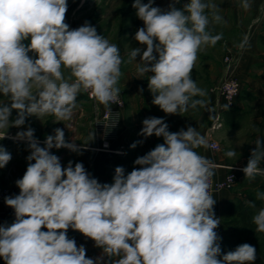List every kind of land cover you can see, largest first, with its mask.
I'll list each match as a JSON object with an SVG mask.
<instances>
[{
    "label": "clouds",
    "instance_id": "clouds-1",
    "mask_svg": "<svg viewBox=\"0 0 264 264\" xmlns=\"http://www.w3.org/2000/svg\"><path fill=\"white\" fill-rule=\"evenodd\" d=\"M178 3L172 0L166 9L153 6L154 0L132 4L144 25L134 39L146 50L131 49L129 62L141 56L137 73H151L152 103L166 114L203 104L194 99L205 92L191 73L202 48L222 39V34L208 31L211 22L223 19L217 4L188 0L178 8ZM241 6L249 10L250 0H242ZM67 9V0H0V96L9 98L0 103V140L25 142L30 151L26 171L15 181L19 194L4 198L15 216L10 225H0L4 264H253V245L222 251V237L215 231L220 219L210 193L216 165L194 150L206 144L195 127L172 133L163 118L144 119L139 135L163 137L164 143L138 157L134 164L140 167L127 175L122 166L116 167L112 184L99 183L81 162L62 166L51 149L82 152L65 140L61 128L45 138L43 147L31 126L8 137L10 127L21 128L29 117L71 120L81 91L106 108L118 103L120 49L87 22L70 30ZM246 46L248 36L239 45ZM64 69L69 70L67 77ZM13 110L17 115L10 119ZM255 145L240 169L249 180L264 175V141L257 139ZM11 159L0 146V169ZM256 198L264 202V192L258 191ZM252 222L256 232L264 233V207ZM69 228L94 241L102 255L87 257L85 246L68 237ZM113 256L119 259L113 262Z\"/></svg>",
    "mask_w": 264,
    "mask_h": 264
},
{
    "label": "rangeland",
    "instance_id": "rangeland-1",
    "mask_svg": "<svg viewBox=\"0 0 264 264\" xmlns=\"http://www.w3.org/2000/svg\"><path fill=\"white\" fill-rule=\"evenodd\" d=\"M122 1L67 0L68 9L65 23L69 25L71 30L83 26L87 22L96 28L97 34L106 38L110 43L116 44L120 49L123 61L120 66L122 74L117 84L120 89V97H124L130 85H136L140 89L137 92V98L153 104L154 96L148 88V78L151 73H147L143 77L138 75L137 64L140 62V55L137 56L136 60L129 62L131 49L139 47L146 50V45H141L134 39L135 32L131 31L126 35L121 34ZM166 2L167 0L160 1V6L165 7ZM187 2L188 0H179L177 7L182 8ZM211 2L219 6V15L223 19L219 23L211 22L208 31L212 35L222 34V39L214 46L203 47L198 53L191 75L197 86L205 92L203 97L194 98L203 100V104L198 105L195 109L189 108L187 112L175 114V126L179 128L183 125L180 118L184 114L186 120L189 118L191 126L195 127L206 140V146H199L194 150L203 156L200 147H204V154H207L214 164L219 161L217 164L224 168L226 174L234 173L235 175L234 184L223 192L230 193L236 200L246 201L247 198H253V203L256 205L254 209L257 212L261 207H264V202L256 198L258 191L264 192V175H257L254 179L249 180L240 169L246 167L251 151L256 147V140L264 141V46L255 41V36L263 30L264 9L239 10L236 6L238 0H211ZM245 36L249 38V46L241 49L239 45ZM23 43L27 45L30 40H25ZM29 55L37 58L33 53H29ZM226 55L231 56L230 63L224 61ZM63 71L66 77L70 74L68 69ZM225 75L235 77L240 82L242 90L235 99L233 107L221 112L222 126L212 131L211 126L215 122L217 113L216 105L220 101L223 102V99L211 90L222 82ZM0 102H4L3 99H0ZM76 103L77 107L74 109L71 120L55 121V116H45L40 120L33 116L29 117L26 124L21 128L10 127L7 135L14 137L18 131L26 130L28 126H31L35 129V133H41V136L45 138L48 135H53L54 129L61 128L65 132L67 142L83 145L87 140H90L95 145L93 151L97 152L99 151L96 147L100 134L94 128L93 120L100 111L109 108V106L106 108L97 100H88L83 91L78 94ZM154 106L155 109L158 108V112L163 117L167 116L159 106ZM223 106L225 107L224 103ZM228 110H232L234 114L231 119L232 123H229L230 121L227 123L226 120L225 112ZM71 136H73L72 139H70ZM210 136L219 143V152L214 153L207 148V139ZM154 137L156 136L154 135ZM8 139L11 138L0 140V146L11 153L12 159L6 166L13 168L12 173L14 175L27 163L26 157L29 154H27L28 148L25 142ZM122 140V142L127 143V145L124 143L126 146L124 154H112V156L116 165L125 169V175L131 172L129 166L134 165V161L138 157L146 154L143 152L144 149H140L141 147L162 144V140L152 139V136L141 140L126 138H122ZM137 141L143 142L138 143L135 148L130 147ZM230 150L236 152L234 157L229 158L226 155ZM73 160H76L75 155L68 159L72 162ZM260 167L264 168V161L261 162ZM114 174L115 171H113L112 177ZM0 186L8 188L6 185L0 184Z\"/></svg>",
    "mask_w": 264,
    "mask_h": 264
},
{
    "label": "crops",
    "instance_id": "crops-1",
    "mask_svg": "<svg viewBox=\"0 0 264 264\" xmlns=\"http://www.w3.org/2000/svg\"><path fill=\"white\" fill-rule=\"evenodd\" d=\"M171 3V0H167L165 3V7L161 5L162 9H166L168 5ZM251 3V8L249 10H258L264 9V0H250ZM233 5V4H232ZM231 5V6H232ZM242 5V0H238L236 6L237 9L239 10H244ZM181 7V6H180ZM183 7V6H182ZM236 9V8H235ZM246 11V10H244ZM260 33V32H259ZM258 33V34H259ZM258 34L255 36V41L258 43ZM259 44V43H258ZM139 86H134L130 85L128 89L125 92V95L122 99L124 100V109L122 111L121 115V122H120V129H119V134L117 139L114 142V146L123 144L125 142H122V138L126 139H137L141 140L144 139L145 137L139 135L141 132V129L143 128V123L142 121L146 118L149 117H156V118H163L165 123L168 124V130L172 133L178 132L181 129L187 130L188 126H191V121L189 118L185 117V114L180 118L183 123L182 126L179 128H176L175 123H176V116L175 114H167V116H162L158 112V108L154 104H151L149 101H143L141 99L137 98V92H139ZM35 137L40 141V146H44V140L41 136V133H34ZM73 136L70 137L72 139ZM89 138V137H88ZM152 139L155 140H162V144L164 143L163 137H154L152 136ZM11 140V139H8ZM69 140V139H68ZM127 145V143H125ZM158 144H154L153 146H146L145 148H140L141 150L144 149V153H147L151 150H153ZM81 148L82 154H77L75 152H72L68 150L67 148H60V149H51V152L58 156L60 158L62 166L66 167L68 164V159L70 156L76 157V160H73V166L75 165L76 162H81L86 171L91 174L92 177L96 178L99 183L101 184H112L113 183V171H115V168L118 166L116 165V162L114 161V158L111 153L105 152V151H93V148L95 145H93L90 140H87L83 145H78ZM206 146V144H205ZM126 146L124 145V148ZM208 148V147H207ZM201 152L203 153V156L206 157L208 160H210L207 156V154H204V147H200ZM134 151V150H133ZM139 153V152H138ZM30 154V151L28 149V153ZM212 161V160H210ZM213 162V161H212ZM34 163V161L32 162ZM216 162V168H215V174L213 175L214 178L221 179L223 178L226 173L224 171V168L220 165H218ZM28 165L25 163L24 167L16 172L14 175L12 173L13 168L11 166H5L4 168L0 169V184L1 185H6L11 191L14 192L15 195L19 194L20 189L16 186L15 181L22 178L24 175L26 168ZM120 166V165H119ZM139 165H130L129 169L132 171L133 168H139ZM216 200V204L214 205V212L216 217L220 219V215L224 207L233 200V196L228 193V192H219L214 195L213 197ZM12 220L8 216V214L0 207V225L4 224H11ZM46 230V229H44ZM217 231L218 235L220 237L225 238L227 235L228 231L225 229H222L220 225L218 228L215 230ZM67 235L70 239H74L76 241L77 246L79 247L80 245H84L86 248V255L89 258H96L100 255H102V249L95 247L94 241L91 239L85 237L83 234H81L78 231H75L71 228L68 229ZM112 261H116L119 259V257L113 256ZM105 260H107V257H105ZM0 264H4V261L2 258H0Z\"/></svg>",
    "mask_w": 264,
    "mask_h": 264
},
{
    "label": "built area",
    "instance_id": "built-area-1",
    "mask_svg": "<svg viewBox=\"0 0 264 264\" xmlns=\"http://www.w3.org/2000/svg\"><path fill=\"white\" fill-rule=\"evenodd\" d=\"M230 60L231 56L226 55L224 61L230 63ZM241 90L242 88L240 82L235 77H231L230 75H225L222 82L211 90V92L220 95L223 99V102L220 101L216 105L217 113L215 115V122L211 126L212 131L222 126L221 112L233 107L235 99L239 96V94H241ZM83 93L88 100H95L89 95V93L84 91ZM223 103L225 104V107L223 106ZM124 104L125 103L119 95L118 103H110L109 108L100 111L97 117L94 118L93 126L100 134L98 146L96 147L98 150L109 152L114 155L124 154L125 148L123 144L117 146L113 145L120 133L119 129ZM207 147L214 153L219 152L220 150L219 143L214 140L212 136L207 139ZM235 181L234 173H228L221 179L214 178L212 176L210 179V193L214 197L215 194L229 189ZM14 195V192L9 188L0 186V207L8 214L12 222L15 219L14 210L5 204L4 198Z\"/></svg>",
    "mask_w": 264,
    "mask_h": 264
},
{
    "label": "trees",
    "instance_id": "trees-1",
    "mask_svg": "<svg viewBox=\"0 0 264 264\" xmlns=\"http://www.w3.org/2000/svg\"><path fill=\"white\" fill-rule=\"evenodd\" d=\"M160 1L154 0L153 6H160ZM143 3H147L148 0H142ZM134 0H123L121 4L122 9V30L121 34L126 35L128 33L135 32L144 27L143 21H141L136 15V9L132 7ZM177 6V5H176ZM179 8V7H178ZM263 30L258 34V43L264 46V10H263ZM4 102L8 103L9 98L0 96ZM17 113L15 110L12 112L10 119H14ZM227 123L231 122L234 114L232 110L225 112ZM253 202V198H247L246 201L233 199L224 207L220 215V227L228 231L225 238L221 240V248L223 252L234 250L238 245L248 243L255 246L257 259L253 264H264V233L256 232V226L252 222V217L256 213L255 209L250 207L248 202Z\"/></svg>",
    "mask_w": 264,
    "mask_h": 264
}]
</instances>
